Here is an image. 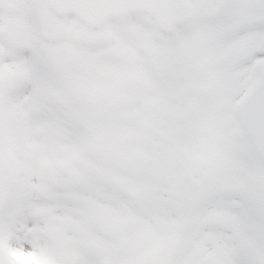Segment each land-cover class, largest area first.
<instances>
[{
  "label": "snow or ice",
  "instance_id": "obj_1",
  "mask_svg": "<svg viewBox=\"0 0 264 264\" xmlns=\"http://www.w3.org/2000/svg\"><path fill=\"white\" fill-rule=\"evenodd\" d=\"M0 264H264V0H0Z\"/></svg>",
  "mask_w": 264,
  "mask_h": 264
}]
</instances>
